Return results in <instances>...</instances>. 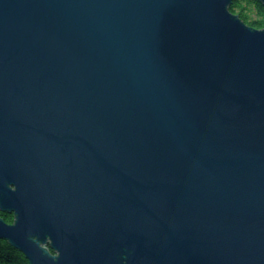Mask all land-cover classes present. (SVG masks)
I'll return each instance as SVG.
<instances>
[{
	"label": "water",
	"instance_id": "95a60500",
	"mask_svg": "<svg viewBox=\"0 0 264 264\" xmlns=\"http://www.w3.org/2000/svg\"><path fill=\"white\" fill-rule=\"evenodd\" d=\"M231 2L0 0V238L29 264H264V27Z\"/></svg>",
	"mask_w": 264,
	"mask_h": 264
},
{
	"label": "trees",
	"instance_id": "16d2710c",
	"mask_svg": "<svg viewBox=\"0 0 264 264\" xmlns=\"http://www.w3.org/2000/svg\"><path fill=\"white\" fill-rule=\"evenodd\" d=\"M229 9L248 25L254 28L264 27V5L261 0H232ZM0 217L7 223L14 219L12 213L2 211ZM0 264H29V261L8 240L0 238Z\"/></svg>",
	"mask_w": 264,
	"mask_h": 264
}]
</instances>
